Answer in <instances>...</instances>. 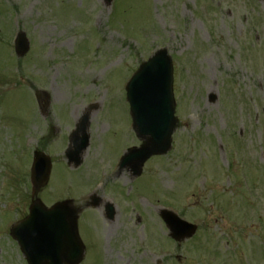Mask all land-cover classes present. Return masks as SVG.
<instances>
[{
    "label": "rangeland",
    "instance_id": "rangeland-1",
    "mask_svg": "<svg viewBox=\"0 0 264 264\" xmlns=\"http://www.w3.org/2000/svg\"><path fill=\"white\" fill-rule=\"evenodd\" d=\"M162 47L179 124L172 150L134 177L117 172L143 144L126 86ZM37 89L51 96L43 117ZM86 112L91 144L73 169L66 142ZM42 146L55 163L47 205L97 193L116 206L112 220L103 206L80 212L82 264H264V0H0V264H27L9 228L28 211ZM163 206L198 224L195 236L175 242Z\"/></svg>",
    "mask_w": 264,
    "mask_h": 264
},
{
    "label": "water",
    "instance_id": "water-1",
    "mask_svg": "<svg viewBox=\"0 0 264 264\" xmlns=\"http://www.w3.org/2000/svg\"><path fill=\"white\" fill-rule=\"evenodd\" d=\"M16 44L18 54H25L29 46L24 33L18 36ZM171 67L167 50H161L142 64L128 84V99L137 133L151 138L147 146L133 150L124 158L121 164L123 166L136 162L134 167L139 169L140 164L150 155L165 153L170 148L169 141L177 122L174 117ZM46 94L39 91L36 95L40 104L45 103V108L49 104V96ZM87 124L88 116L85 115L79 130L83 137H75L76 148L70 150L67 156L76 163L80 161V152L88 145ZM36 156L31 179L34 195L47 183L51 169L49 158L43 153H37ZM30 212L27 219L12 228V235L18 239L29 264H64L65 261L68 264H78L82 260L84 246L77 233L75 211L70 203L62 202L46 209L41 201L35 200ZM163 216L176 239L191 236L196 231V226L180 221L169 212H164Z\"/></svg>",
    "mask_w": 264,
    "mask_h": 264
}]
</instances>
